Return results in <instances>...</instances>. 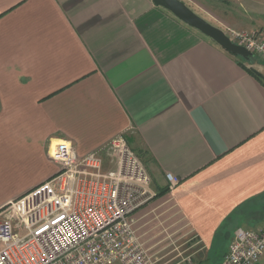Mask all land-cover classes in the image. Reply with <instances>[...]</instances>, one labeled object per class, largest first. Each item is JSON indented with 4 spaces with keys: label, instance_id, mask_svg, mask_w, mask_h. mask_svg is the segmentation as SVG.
<instances>
[{
    "label": "crops",
    "instance_id": "obj_1",
    "mask_svg": "<svg viewBox=\"0 0 264 264\" xmlns=\"http://www.w3.org/2000/svg\"><path fill=\"white\" fill-rule=\"evenodd\" d=\"M120 134L157 189L132 215L146 247L177 225L203 260L223 230L225 256L237 228L264 227L262 61L153 0H0V209L57 172L50 146Z\"/></svg>",
    "mask_w": 264,
    "mask_h": 264
},
{
    "label": "built area",
    "instance_id": "obj_2",
    "mask_svg": "<svg viewBox=\"0 0 264 264\" xmlns=\"http://www.w3.org/2000/svg\"><path fill=\"white\" fill-rule=\"evenodd\" d=\"M229 36L264 63V32ZM48 154L57 172L0 211V264H158L132 218L157 189L127 138L120 134L84 155L71 140H62ZM166 178L174 189L178 178L169 172ZM173 264L197 261L187 255ZM220 264H264V227L237 228Z\"/></svg>",
    "mask_w": 264,
    "mask_h": 264
},
{
    "label": "rangeland",
    "instance_id": "obj_3",
    "mask_svg": "<svg viewBox=\"0 0 264 264\" xmlns=\"http://www.w3.org/2000/svg\"><path fill=\"white\" fill-rule=\"evenodd\" d=\"M191 4L195 7L196 13L213 25L222 28L228 35L248 31L264 32V4L245 3L242 0H193ZM104 158L106 169L112 168L113 163L110 162L108 154ZM142 159L145 162L143 157ZM6 207L7 205L0 211ZM184 229L177 225L168 228L157 227L155 231H160V235L152 241L153 245L146 248L158 264H173L187 255L194 256L197 264L221 263L223 252L233 236L230 228L220 233L203 260L195 257V250L198 249L195 239L192 237L188 241L183 239L186 235L183 233Z\"/></svg>",
    "mask_w": 264,
    "mask_h": 264
},
{
    "label": "water",
    "instance_id": "obj_4",
    "mask_svg": "<svg viewBox=\"0 0 264 264\" xmlns=\"http://www.w3.org/2000/svg\"><path fill=\"white\" fill-rule=\"evenodd\" d=\"M153 2L156 5L165 7L188 25L211 37L229 52L245 60H249L253 57L250 51L244 46L234 42L222 28L213 25L211 22L201 17L183 0H153Z\"/></svg>",
    "mask_w": 264,
    "mask_h": 264
},
{
    "label": "trees",
    "instance_id": "obj_5",
    "mask_svg": "<svg viewBox=\"0 0 264 264\" xmlns=\"http://www.w3.org/2000/svg\"><path fill=\"white\" fill-rule=\"evenodd\" d=\"M244 60V59H243ZM247 62H252L253 61V57L251 58V59H249V60H246ZM252 71V70H251ZM167 188H164L162 191H160L161 193H163L165 190H166Z\"/></svg>",
    "mask_w": 264,
    "mask_h": 264
}]
</instances>
